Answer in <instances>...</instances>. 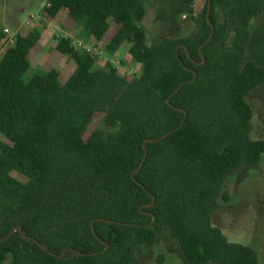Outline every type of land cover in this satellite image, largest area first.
I'll return each instance as SVG.
<instances>
[{"label": "trees", "instance_id": "16d2710c", "mask_svg": "<svg viewBox=\"0 0 264 264\" xmlns=\"http://www.w3.org/2000/svg\"><path fill=\"white\" fill-rule=\"evenodd\" d=\"M47 1L42 16L63 14L95 42L111 34L105 51L125 48L121 63L139 73L96 67L97 57L65 36L55 49L74 63L66 80L55 68L24 80L39 32H15L0 57V238L20 226L47 250L16 230L0 240V264H139L138 247L164 229L188 264H257L211 215L227 175L264 155V139L250 136L246 99L264 84V48L260 64L244 58L264 0H210L208 19L204 0L192 36L152 45L140 24L143 0ZM98 116L115 131L95 127ZM67 248L96 254L54 255Z\"/></svg>", "mask_w": 264, "mask_h": 264}, {"label": "rangeland", "instance_id": "374dc122", "mask_svg": "<svg viewBox=\"0 0 264 264\" xmlns=\"http://www.w3.org/2000/svg\"><path fill=\"white\" fill-rule=\"evenodd\" d=\"M46 0H0V29L14 34L20 27L37 29L39 40L30 55V67L23 75L27 80L34 74H45L50 69H59L63 82L74 69V63L55 49L56 39L69 36L72 44L76 40L88 41L92 53L97 57L96 67L110 62L119 75L130 78L139 73L137 64H122L125 48H119L110 56L104 47L111 34L100 42H95L84 33L80 25L63 14L48 19L41 14ZM146 13L141 21L146 35V44L152 45L165 37L181 38L192 36L197 28L196 16L201 11L204 0H195L192 4H183L178 0H143ZM38 16L30 21L29 16ZM249 40L245 48V59L261 63V51L264 48V11L251 19L248 25ZM254 114L251 120V138L264 139V84L258 85L247 96ZM94 126L102 132H113L115 128L106 127L101 116L96 117ZM0 138L1 135H0ZM17 175V174H16ZM20 178V177H19ZM226 191L228 201L221 200ZM218 210L211 215V223L218 227L229 242L252 248L257 264H264V155L255 166H241L227 175L218 194ZM139 264H188L178 250L175 240L167 235V229L158 234L151 246H139L136 251ZM161 257V259H160Z\"/></svg>", "mask_w": 264, "mask_h": 264}, {"label": "water", "instance_id": "95a60500", "mask_svg": "<svg viewBox=\"0 0 264 264\" xmlns=\"http://www.w3.org/2000/svg\"><path fill=\"white\" fill-rule=\"evenodd\" d=\"M210 8H211V2H210V0H207V11H206V17H207V19H208V13H209V11H210ZM213 31H214V28H213V26H212V24H211V34H210L209 38L207 39V41H206L205 43H207V42L210 40V38H211V36H212V34H213ZM200 48H201V47H200ZM203 61H204V60H203ZM193 78H195V74H194V77H193ZM192 80H193V79H190V80L187 81V82H190V81H192ZM184 83H185V82L181 83L175 91H177V90H178V89H179ZM168 101H169V100H168ZM185 117H186V113H185L184 118H183V120L181 121L180 125L184 122ZM180 125H179V126H180ZM172 131H173V130L169 131L168 133H170V132H172ZM168 133H165L163 136H161V137H159V138H156V139H146V141H147V142H156V141H159L161 138H163L164 136H166ZM145 156H146V152L144 153L143 159H142V161H141L140 166H139L138 169H140V167L142 166V163H143V160L145 159ZM134 173H135V172L132 173V178H133V180H134L136 183H138V181H137V180L135 179V177H134ZM154 201H155V197L152 196V201H151V203L149 204V206H152V205L154 204ZM153 220H154V217L152 218V221H151L150 223H152ZM91 227H92V231H93V233L95 234V232H94V228H93V224H91ZM16 230L20 233V235H21L24 239H28V240L34 241V242H36L39 246H41L44 250H47V248L44 247L42 244H40L35 238H33V237H29V236H26V235L22 234V230H21V227H20V226H17V227H15V228H13V229L9 232V234H8L6 237H4V238H0V240H5V239L9 238V237H10V236H11ZM107 247H108V245L105 244V249H106ZM105 249H104V250H105ZM67 251H71V252L77 253V254H79V255H95V254H96V253H81V252H78V251H76V250H74V249H72V248H67V249H64V250L61 252L60 255H56V254H54V255H55L56 257L62 258V257L65 255V253H66Z\"/></svg>", "mask_w": 264, "mask_h": 264}, {"label": "built area", "instance_id": "2783aa9c", "mask_svg": "<svg viewBox=\"0 0 264 264\" xmlns=\"http://www.w3.org/2000/svg\"><path fill=\"white\" fill-rule=\"evenodd\" d=\"M43 6H49V3L47 0ZM37 18L38 16H35V15L29 16L30 21L36 20ZM3 33L4 35L0 38V57L6 49H8L11 45H13L14 36H15V33L14 34L8 33L6 29H3ZM73 47L77 50H83L88 53H92L91 44H89L88 41L76 40V42H74L73 44Z\"/></svg>", "mask_w": 264, "mask_h": 264}, {"label": "crops", "instance_id": "0c3cea01", "mask_svg": "<svg viewBox=\"0 0 264 264\" xmlns=\"http://www.w3.org/2000/svg\"><path fill=\"white\" fill-rule=\"evenodd\" d=\"M3 29H4V28H3ZM3 29H2V30H3ZM67 36H68V35H67ZM90 39H93V38H92V37H89V40H90ZM251 130H252V126H251ZM250 134H251V133H250Z\"/></svg>", "mask_w": 264, "mask_h": 264}]
</instances>
